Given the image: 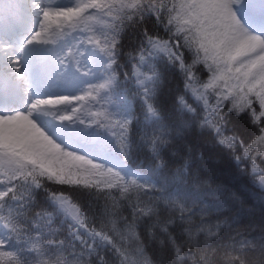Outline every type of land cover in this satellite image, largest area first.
<instances>
[{
    "label": "snow or ice",
    "instance_id": "1",
    "mask_svg": "<svg viewBox=\"0 0 264 264\" xmlns=\"http://www.w3.org/2000/svg\"><path fill=\"white\" fill-rule=\"evenodd\" d=\"M0 264H264V0H0Z\"/></svg>",
    "mask_w": 264,
    "mask_h": 264
},
{
    "label": "trees",
    "instance_id": "2",
    "mask_svg": "<svg viewBox=\"0 0 264 264\" xmlns=\"http://www.w3.org/2000/svg\"><path fill=\"white\" fill-rule=\"evenodd\" d=\"M200 150L204 152L203 159L198 160L200 166L207 172L215 171L221 178H226L227 165L225 160L207 148L201 147Z\"/></svg>",
    "mask_w": 264,
    "mask_h": 264
}]
</instances>
